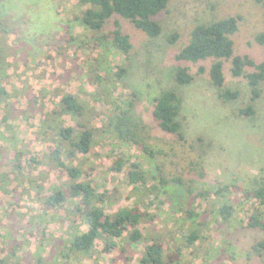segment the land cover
Returning <instances> with one entry per match:
<instances>
[{
	"label": "rangeland",
	"instance_id": "1",
	"mask_svg": "<svg viewBox=\"0 0 264 264\" xmlns=\"http://www.w3.org/2000/svg\"><path fill=\"white\" fill-rule=\"evenodd\" d=\"M81 11L77 0H0V47L8 49L12 62L7 88L13 86L20 93L28 89L39 100L44 99L49 109L59 103L60 91L79 94L93 106L97 113L94 124L101 127L108 109L104 98H95L98 88L90 81L93 72L104 76L103 69L108 67L114 71L125 68L121 79L105 78V83L126 109L124 131L138 144L104 137L84 162L93 186L109 197L104 210L116 213L125 207L138 206L155 215L158 229L175 238L166 244V253L174 250V243L180 247L174 264H264V253L253 250L255 244L264 241V231L247 227L248 218L257 208L253 200L229 195L236 210L232 224L209 230L203 246L200 241L189 248L185 247L184 237L187 227L182 228L180 214L175 211L184 200L185 190L198 193L222 185L247 187L248 181L256 176L264 181V84L261 97L253 103L254 116H240L239 111L251 104V90L245 78L232 77L229 62L225 63L224 89L239 91L240 96L234 101L221 99V89L211 84V62L184 64L176 60L196 25L240 16L239 31L234 36L235 54H247L262 61L264 49L254 37L264 33V8L254 0H170L167 11L157 18L162 33L153 40L130 22L115 17L107 30L119 22L123 32L130 36L133 49L127 56L115 53L106 59L94 45L93 34L81 23ZM174 34H179V39L172 44L169 39ZM98 61L104 66L98 67ZM180 64L188 66L194 76L190 85L178 86L175 81ZM200 67L205 68L203 74L198 73ZM172 89L182 99L179 122L186 144L164 133L153 117L155 99ZM69 123L73 125L72 121ZM37 124V119L19 116L13 132L2 128L0 147L12 149L13 142L6 137L15 135L26 143H33L32 154L47 155L44 142L40 139L34 142ZM143 146L151 147L156 157L143 153ZM2 158L1 258L16 253L15 259L20 264H139L149 241L137 248L133 246L121 260L116 250L103 252V242L88 256L65 259L62 251L70 246L74 236L87 228L81 223L75 224L70 213L72 206L68 203L58 209H48L43 204L50 187L59 182L58 173L50 172L45 183L40 179V168L34 167L33 183L23 179L14 182L13 175L7 177L11 169L2 166ZM120 158L140 163L146 173L144 185L136 189L130 183V164L121 172L112 169L114 161ZM163 179L170 184L165 193L160 184ZM174 179L182 183L173 182ZM199 203L201 208L206 207V202Z\"/></svg>",
	"mask_w": 264,
	"mask_h": 264
},
{
	"label": "trees",
	"instance_id": "2",
	"mask_svg": "<svg viewBox=\"0 0 264 264\" xmlns=\"http://www.w3.org/2000/svg\"><path fill=\"white\" fill-rule=\"evenodd\" d=\"M169 1L77 0V6L82 10L79 18L81 23L93 34L94 45L106 59L115 56V53L127 56L133 49L130 36L123 32L119 22H115V28L107 30L110 20L115 17L123 18L153 40L162 33L157 18L167 11ZM254 1L264 8V0ZM240 22V16H229L196 25L190 33L188 43L176 55V60L184 64L211 62L209 68L211 84L221 89V99L234 101L240 96L239 91L224 89L225 63L229 62L232 77L245 78L251 90V104L241 109L239 115L253 117L255 114L253 103L262 95L264 59L257 61L247 54H235L234 36L239 31ZM178 39L179 34H174L169 41L175 44ZM254 41L264 49V33L257 34ZM98 63V67L104 66V63L103 65L100 61ZM184 64L178 65L175 71L174 78L178 86L190 85L194 81L189 67ZM11 68L8 49L0 47V140L4 136L2 128L13 132L19 116H23L26 120L37 119L34 142L42 140L48 154L43 157L32 154L33 143H26L12 135L6 137L13 142L12 149L0 147V156L3 157L2 166L11 169L6 175L7 177L13 175L14 182L23 179L33 183L34 167L40 168L39 176L45 183L50 172L58 173L59 182L50 187L49 194L42 200L43 204L48 209H58L68 203L72 206L70 213L75 224L81 223L87 228L86 231L73 237L70 246L62 251L63 257L68 260L72 256H88L96 249L99 242H103L105 243L103 252L107 254L116 250L120 253L118 257L121 260L133 250V246L137 248L140 244L149 241L139 264L176 263L180 255V247L178 243H174V250L166 253V244L175 238L166 235L165 230L158 229L156 216L147 210L143 211L138 206L125 207L116 213H107L103 206L109 197L93 186V181L88 178L85 171L84 162L88 161L87 156L104 137L127 144L132 142L138 144L130 133L124 131L126 109L116 101L113 96L114 91H109L105 83V78L111 81L115 77L121 79L126 69L119 67V71H114L113 68L108 67L109 69H103L104 76L96 71L93 72L94 77L90 81L98 88L95 98L97 100L104 98L103 102L108 109L102 121L103 125L98 127L94 124V118L97 116L95 109L88 100L81 99L79 94L60 91L59 103L53 109H49L44 99L39 100L28 89L23 93L15 90L13 86L8 89L6 83L12 76L9 71ZM204 72L205 68L200 67L198 73ZM21 99L25 102V106ZM131 106L133 107V103ZM181 107L182 99L178 92L175 89L165 91L155 99L153 117L164 133L173 136L176 142L186 144L179 122ZM70 121L73 125L69 123ZM142 151L150 158L156 157L155 151L149 146H143ZM126 164H130L131 168L128 173L130 183L136 189L144 185L146 173L140 163H132L120 158L114 161L112 169L121 172ZM203 174L201 171L200 175ZM173 182L182 183L180 179H174ZM160 184L164 193L169 191L170 184L166 180H160ZM247 184V187L222 185L215 190L198 193L192 189L185 190L184 200L180 206L175 207V211L180 214L182 228L187 227L184 236L186 248L195 247L200 241V246H203L208 239L209 230H217V227L232 224L236 210L229 195H239L243 199L257 203V208L248 218L247 227L264 231V181L256 176ZM199 202H206V207L201 208ZM238 222L242 223V221ZM12 250L15 251L16 247ZM253 250L263 254L264 241L255 244ZM173 252H175L174 256H172ZM7 257L4 259L0 257V264H20L15 259L16 253Z\"/></svg>",
	"mask_w": 264,
	"mask_h": 264
}]
</instances>
